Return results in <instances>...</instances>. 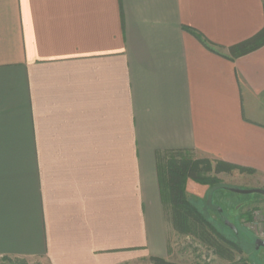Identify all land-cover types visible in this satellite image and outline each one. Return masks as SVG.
<instances>
[{"label":"crops","instance_id":"1","mask_svg":"<svg viewBox=\"0 0 264 264\" xmlns=\"http://www.w3.org/2000/svg\"><path fill=\"white\" fill-rule=\"evenodd\" d=\"M263 27L264 0H0V258L175 262L169 152L264 189V47L229 52Z\"/></svg>","mask_w":264,"mask_h":264},{"label":"rangeland","instance_id":"2","mask_svg":"<svg viewBox=\"0 0 264 264\" xmlns=\"http://www.w3.org/2000/svg\"><path fill=\"white\" fill-rule=\"evenodd\" d=\"M192 160L199 161L200 168L205 169L208 176L216 177L221 182L210 188L208 195L202 199L192 197L191 202L197 207L204 218L226 239L239 244L243 254L235 255L236 260L245 259L249 264H264V250L257 249L255 240H264V196L259 194L243 195L230 191L254 190L255 182L239 170L230 173L215 174L218 160L199 155L189 154ZM226 222L235 225L237 234ZM257 226V227H256ZM254 227V228H253ZM174 250V261L180 264H227L215 250L200 243L194 237L181 236L175 232L171 238ZM0 264H46L40 260H19L0 258ZM142 264H152L145 262Z\"/></svg>","mask_w":264,"mask_h":264},{"label":"trees","instance_id":"3","mask_svg":"<svg viewBox=\"0 0 264 264\" xmlns=\"http://www.w3.org/2000/svg\"><path fill=\"white\" fill-rule=\"evenodd\" d=\"M262 47H264V27L251 38L230 47L229 52L232 59H237ZM190 153L191 151H173L158 159L160 186L169 221L177 234L194 237L203 245L214 249L219 257L229 261L227 264H249L245 259H235L236 253L240 255L244 253L240 245L222 236L188 197L186 190L188 181L210 188L221 182L216 177L208 176L206 170L200 168L201 162L192 160ZM233 170L254 174L252 170L222 161L217 162L214 173H230ZM257 241L258 239L255 240V244ZM150 261L152 264H180L160 257H151Z\"/></svg>","mask_w":264,"mask_h":264},{"label":"water","instance_id":"4","mask_svg":"<svg viewBox=\"0 0 264 264\" xmlns=\"http://www.w3.org/2000/svg\"><path fill=\"white\" fill-rule=\"evenodd\" d=\"M230 191L234 193H238V194H243V195L259 194V195L264 196V189H254V190L230 189ZM226 225L237 234L238 230L234 224H232L231 222H226ZM256 247L257 249H261V248L264 249V240L258 239V241L256 242Z\"/></svg>","mask_w":264,"mask_h":264},{"label":"flooded vegetation","instance_id":"5","mask_svg":"<svg viewBox=\"0 0 264 264\" xmlns=\"http://www.w3.org/2000/svg\"><path fill=\"white\" fill-rule=\"evenodd\" d=\"M261 249H263V248H261ZM264 250V249H263Z\"/></svg>","mask_w":264,"mask_h":264},{"label":"built area","instance_id":"6","mask_svg":"<svg viewBox=\"0 0 264 264\" xmlns=\"http://www.w3.org/2000/svg\"><path fill=\"white\" fill-rule=\"evenodd\" d=\"M257 227V226H256ZM254 228V227H253Z\"/></svg>","mask_w":264,"mask_h":264}]
</instances>
